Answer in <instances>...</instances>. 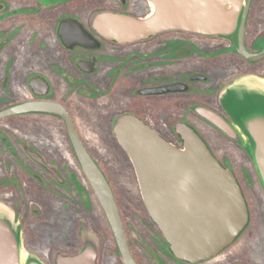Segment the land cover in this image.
<instances>
[{
    "label": "flooded vegetation",
    "instance_id": "obj_1",
    "mask_svg": "<svg viewBox=\"0 0 264 264\" xmlns=\"http://www.w3.org/2000/svg\"><path fill=\"white\" fill-rule=\"evenodd\" d=\"M246 5L250 56L238 49L241 32L233 39L177 28L122 43L94 23L103 13L143 17L150 0H0V201L20 215L30 252L57 264V253H79L82 232L93 230L97 264H124L80 145L110 183L138 264H264V191L252 160L200 113L209 108L232 122L221 93L242 76L264 79V0ZM175 6L202 10L198 19H207L206 0ZM124 116L140 118L180 148L181 127H192L234 171L249 221L231 244L199 262L174 254L117 136Z\"/></svg>",
    "mask_w": 264,
    "mask_h": 264
},
{
    "label": "water",
    "instance_id": "obj_2",
    "mask_svg": "<svg viewBox=\"0 0 264 264\" xmlns=\"http://www.w3.org/2000/svg\"><path fill=\"white\" fill-rule=\"evenodd\" d=\"M173 1L176 8L183 2L150 0L152 10L143 17L103 13L94 23L107 37L122 43L177 28L221 33L233 39L241 32L238 49L250 56L243 43L248 11L245 0H206V20L198 19L204 15L202 10H173ZM216 5L221 13H215ZM221 101L232 122L209 108L202 107L200 113L243 147L264 191V79L255 75L238 78L221 93ZM115 129L134 165L150 216L178 258L199 262L234 241L249 221L245 196L234 171L221 163L192 127H181L182 148L134 116L119 118ZM77 151L109 220L123 263L138 264L110 183L85 148L78 145ZM82 235V250L71 255L57 253V264H97L96 234L88 231ZM0 264H48L26 248L20 215L2 201Z\"/></svg>",
    "mask_w": 264,
    "mask_h": 264
},
{
    "label": "rangeland",
    "instance_id": "obj_3",
    "mask_svg": "<svg viewBox=\"0 0 264 264\" xmlns=\"http://www.w3.org/2000/svg\"><path fill=\"white\" fill-rule=\"evenodd\" d=\"M223 104V106H224V108L226 109V106L224 105V103H222ZM243 148V147H242ZM23 229V228H22ZM85 232H88V231H85ZM89 232H93V233H95L96 234V236H97V238H98V240H99V236H98V234L96 233V231H89ZM112 234V233H111ZM113 235V234H112ZM112 239V238H111ZM23 240H24V236H23ZM24 244H25V242H24ZM26 246V245H25ZM27 248V247H26ZM99 248V247H98ZM28 249V248H27ZM38 256V255H37Z\"/></svg>",
    "mask_w": 264,
    "mask_h": 264
},
{
    "label": "trees",
    "instance_id": "obj_4",
    "mask_svg": "<svg viewBox=\"0 0 264 264\" xmlns=\"http://www.w3.org/2000/svg\"><path fill=\"white\" fill-rule=\"evenodd\" d=\"M242 152H244L243 150H242ZM247 156V155H246ZM111 238H112V241H113V243H114V245H115V241H114V236L111 234ZM116 250H117V248H116Z\"/></svg>",
    "mask_w": 264,
    "mask_h": 264
}]
</instances>
